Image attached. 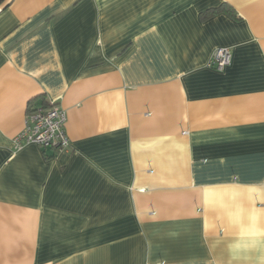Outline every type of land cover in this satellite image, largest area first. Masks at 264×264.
<instances>
[{
  "label": "crops",
  "instance_id": "0c3cea01",
  "mask_svg": "<svg viewBox=\"0 0 264 264\" xmlns=\"http://www.w3.org/2000/svg\"><path fill=\"white\" fill-rule=\"evenodd\" d=\"M0 264H264V0L0 5Z\"/></svg>",
  "mask_w": 264,
  "mask_h": 264
},
{
  "label": "built area",
  "instance_id": "2783aa9c",
  "mask_svg": "<svg viewBox=\"0 0 264 264\" xmlns=\"http://www.w3.org/2000/svg\"><path fill=\"white\" fill-rule=\"evenodd\" d=\"M232 62V52L228 48H219L213 54L209 66L222 72ZM67 113L57 106H31L28 109L25 127L15 138V146L36 144L43 148L67 151L71 141L66 132Z\"/></svg>",
  "mask_w": 264,
  "mask_h": 264
},
{
  "label": "trees",
  "instance_id": "16d2710c",
  "mask_svg": "<svg viewBox=\"0 0 264 264\" xmlns=\"http://www.w3.org/2000/svg\"><path fill=\"white\" fill-rule=\"evenodd\" d=\"M6 0H0V5H2ZM209 14H205L204 16H208Z\"/></svg>",
  "mask_w": 264,
  "mask_h": 264
}]
</instances>
